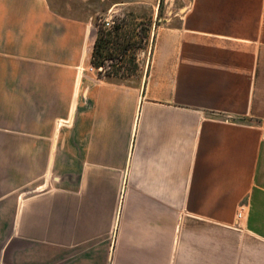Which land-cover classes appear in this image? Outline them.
<instances>
[{"label":"crops","instance_id":"obj_1","mask_svg":"<svg viewBox=\"0 0 264 264\" xmlns=\"http://www.w3.org/2000/svg\"><path fill=\"white\" fill-rule=\"evenodd\" d=\"M78 1L0 0V264H264V0H192L141 79Z\"/></svg>","mask_w":264,"mask_h":264},{"label":"rangeland","instance_id":"obj_2","mask_svg":"<svg viewBox=\"0 0 264 264\" xmlns=\"http://www.w3.org/2000/svg\"><path fill=\"white\" fill-rule=\"evenodd\" d=\"M57 9L58 0H51ZM123 2L120 10L113 12L109 7ZM192 0H80L79 12L93 11V29L98 36L109 32L111 42L107 43L102 56H109L104 61L101 71H116L120 75L141 79L148 67L150 47L153 43V32L156 27L165 26L172 20H179L183 8ZM61 3L64 0H60ZM111 21L110 29L104 27V20ZM118 27V31H114ZM128 44L126 50L122 46ZM99 60V59H97ZM95 72L97 71L94 68Z\"/></svg>","mask_w":264,"mask_h":264},{"label":"trees","instance_id":"obj_3","mask_svg":"<svg viewBox=\"0 0 264 264\" xmlns=\"http://www.w3.org/2000/svg\"><path fill=\"white\" fill-rule=\"evenodd\" d=\"M114 31H118V27H114ZM111 42L110 39V33L105 32L101 33L98 36H96L95 43L93 45V52H92V59H91V67L97 69L100 68V72H98V75L100 76H111V77H117V78H126L124 75L118 74L116 71H101L102 67L104 66V61L106 58H110L109 56H102V50L104 46ZM128 44L122 46V50H126ZM99 59V60H97Z\"/></svg>","mask_w":264,"mask_h":264},{"label":"built area","instance_id":"obj_4","mask_svg":"<svg viewBox=\"0 0 264 264\" xmlns=\"http://www.w3.org/2000/svg\"><path fill=\"white\" fill-rule=\"evenodd\" d=\"M103 23L106 29H110V26L112 25L111 21H108L107 19H105ZM96 70L100 71V68H97ZM237 216H239V214H237Z\"/></svg>","mask_w":264,"mask_h":264}]
</instances>
